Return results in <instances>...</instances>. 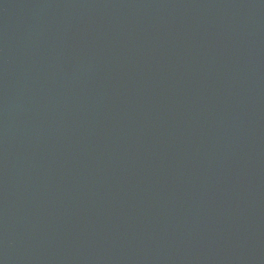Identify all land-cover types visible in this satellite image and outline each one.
<instances>
[{
  "label": "water",
  "instance_id": "water-1",
  "mask_svg": "<svg viewBox=\"0 0 264 264\" xmlns=\"http://www.w3.org/2000/svg\"><path fill=\"white\" fill-rule=\"evenodd\" d=\"M0 264H264V0H0Z\"/></svg>",
  "mask_w": 264,
  "mask_h": 264
}]
</instances>
